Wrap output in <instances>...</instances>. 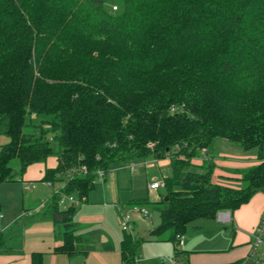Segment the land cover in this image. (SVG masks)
I'll use <instances>...</instances> for the list:
<instances>
[{"label":"trees","instance_id":"obj_1","mask_svg":"<svg viewBox=\"0 0 264 264\" xmlns=\"http://www.w3.org/2000/svg\"><path fill=\"white\" fill-rule=\"evenodd\" d=\"M0 135V186L55 156L44 180L66 177L63 192L80 198L98 170L169 158L151 236L176 243L264 192V0H0ZM216 139L257 149L240 190L213 182L211 160L194 164ZM59 200L48 209L57 250L73 255V210ZM141 244L124 232L123 264H137Z\"/></svg>","mask_w":264,"mask_h":264},{"label":"crops","instance_id":"obj_2","mask_svg":"<svg viewBox=\"0 0 264 264\" xmlns=\"http://www.w3.org/2000/svg\"><path fill=\"white\" fill-rule=\"evenodd\" d=\"M35 133L38 134V132ZM9 143V137L0 135V151ZM249 152L245 151L233 158V160L231 159V161H227L226 158H216L208 152L207 159L214 162L213 182L225 187H236V184H240V179L237 176H241V171L258 164L257 154L249 155ZM137 163H139L137 169L139 167H151L153 166L152 163L162 167L161 170L171 167L169 158L162 160L151 159ZM204 163L205 161L201 159V156L194 159V164L197 167L202 168L201 166ZM15 166L18 171L19 164ZM57 166V157L53 156L46 162L31 165L23 175H17L14 180L4 183H19L23 189L20 195L9 199L12 201V203H8L11 204V207L7 208L9 216L7 217L0 213V235L7 236V242L3 246L4 249L0 252V264H32V256L36 253L42 255L43 264H123L122 242L124 240V232L122 239L117 242L107 233H103L100 237L93 233L94 227L104 225L107 214L98 215L97 209L101 205L91 203L90 196L97 189L96 181L100 180L104 199L109 200L108 180L112 179L110 176L116 174L114 179H118V171L127 170L131 177L137 169L132 172L127 165L114 168L104 179L95 181V187L88 196L80 198L77 195H72L76 199H82L80 204L60 205L63 210L69 208L73 210L72 218L73 223H75L74 233L76 236L75 253L69 255L57 250L64 245V237L48 211L54 197L58 195L59 191L65 189L68 181L63 176L57 177L51 185L44 180L46 171L54 170ZM201 170L204 171L203 169ZM232 177L234 178L232 179ZM143 200L145 199L131 201L129 208L135 205L145 207L149 210L150 216V211L152 210L150 206L142 205L143 203L139 205ZM160 200L161 197L159 196L151 203H153L152 205L155 208H158L157 204ZM107 206H110V203L106 202L103 204L104 208ZM2 207L3 205L0 203V212H2ZM115 208L120 210L122 207L115 206ZM32 211L34 213L28 215ZM226 212L231 213L230 222H222L219 219L220 213ZM220 213L214 219L203 218L189 224L185 235L187 233L192 234H188L184 238V246L178 259L183 264H264V244L257 247L254 244L257 229L264 216V192L256 193L247 203L233 212L222 211ZM136 217L140 218L139 215H135ZM139 220L136 218L134 222L135 229L138 228L137 222ZM159 223L160 216L153 225L154 227L148 231L147 239L136 236L137 239L142 240L138 250L139 264H142V260L148 263L145 255L149 252L145 251L144 245L155 240L159 242L163 236H151V231ZM191 227L193 232H189ZM170 238L171 234L166 240L171 246L174 244L175 248V243ZM169 249L171 248L166 247V250H163L169 254ZM158 264H163L162 259H159Z\"/></svg>","mask_w":264,"mask_h":264},{"label":"rangeland","instance_id":"obj_3","mask_svg":"<svg viewBox=\"0 0 264 264\" xmlns=\"http://www.w3.org/2000/svg\"><path fill=\"white\" fill-rule=\"evenodd\" d=\"M177 40L178 38L176 37H168L166 38V41H164L163 43L165 47L171 46L173 48L174 46H176ZM39 122L40 120L37 121V123ZM206 149L214 157L219 158V159L226 158L227 161H231V159L233 160V158L245 152L243 149H241L237 145L230 143L224 139L214 140L212 145ZM248 154L256 155L257 149L251 150ZM17 162L18 161H14L12 165L15 166ZM152 165L153 166L151 167H139L137 171L134 174H132L131 177L129 176V172L127 170L118 171V179H114L116 174L110 176L112 177V179L110 178L108 180L109 181L108 183L109 184V195H110L109 200L104 199L102 189H101L102 182L100 180L96 181L97 189L91 194L90 202L101 205V207L97 209L98 215L99 214H102V215L107 214V215H106V222L104 223V225H98L93 228V233L95 235L100 237L103 233H107L112 237V239L115 242L120 241L123 236V229L121 225L122 215H121L120 210L116 209L115 206H118L119 208L122 207L121 209L124 208V210H130L131 208H129V204L133 200L148 199L150 202H153L157 197L160 196L162 198V196L166 194L165 187L157 191H150L149 186L156 180L164 181L165 179L170 178L172 175L171 167L166 168L165 170H161L162 167H159L158 165H156V163H152ZM112 170L113 169H111L110 171ZM110 171L107 174H110ZM242 172L243 171H241V176L239 177L237 176V178L240 179V184H236L235 185L236 187H232L233 189L240 190L241 188L245 186L243 185L241 181L244 176ZM233 178L234 177H232V179ZM22 189L23 187L19 183H12V184L3 183L0 186V203L3 205L2 212L0 213L6 215L7 217L9 216V211L7 208L11 207V204H8V203L10 202L12 203V201H10L9 199L17 195H20L22 193ZM106 202L110 203V206H107L106 208H104L103 204ZM150 208L152 210L150 211L151 213L149 217H143V216H140V218L136 217L137 219H140L139 222L136 221L138 228L135 229L134 235L137 237H144L145 239H147L148 231L154 227L153 225L155 224L157 218H159L158 209L155 208L154 205H152V207ZM195 224H198V223H195ZM189 232H193L192 227L189 228ZM170 234L171 232H167L165 235H163L160 238L159 242L155 240L153 242H147L144 245L145 251L149 252L145 255V257L148 260V263H145L142 260V264L144 263L145 264H156V263L158 264L159 259H163V258L168 259L170 261L174 259V255H175L174 244L172 245L173 246L172 247L171 244L168 243V241L166 240ZM188 234H192V233H187L186 235L188 236ZM186 235L184 236V238H186ZM183 246L184 245H182V247ZM166 247L171 248L169 249V254H167V252L165 251ZM162 248L165 250H163ZM152 249L153 251H151Z\"/></svg>","mask_w":264,"mask_h":264},{"label":"built area","instance_id":"obj_4","mask_svg":"<svg viewBox=\"0 0 264 264\" xmlns=\"http://www.w3.org/2000/svg\"><path fill=\"white\" fill-rule=\"evenodd\" d=\"M176 111V108H172V112ZM149 147H153L152 144L149 145ZM208 158V150L206 148L201 150V159L202 160H206ZM147 164V163H146ZM139 163L134 162V163H130L127 167L133 172L137 169ZM81 174H87V168L86 167H82L80 169ZM99 179H104L105 177V172L102 170H98L97 172ZM72 178V177H71ZM49 185H51V182H48ZM165 187V180L164 181H155L153 182L150 186L149 189L150 191H157L161 188ZM58 196H60V200H59V204L62 206H67L68 204L70 205H74V204H80V202L82 201V199H76L74 198V196L72 195H67L63 192V190L58 192ZM37 212V210H35ZM121 211V215H122V229L123 232L130 234L132 236H135V227H134V216L135 215H139V216H144L147 217L149 216V210L145 207H141V206H132L130 210H124V209H120ZM34 212H29L28 215H32ZM219 219L222 222H230L231 220V213L230 212H226V213H220L219 215ZM183 239H184V235L178 236L177 237V242L175 243V248H176V252L179 253L181 252L182 249V245H183ZM254 244L255 246H259L261 244H264V216L260 222V225L257 229L255 238H254ZM136 263L139 264L140 263V258L137 257L136 258ZM162 263L163 264H178L176 259L174 258L172 261L163 258L162 259ZM263 264V263H262Z\"/></svg>","mask_w":264,"mask_h":264},{"label":"water","instance_id":"obj_5","mask_svg":"<svg viewBox=\"0 0 264 264\" xmlns=\"http://www.w3.org/2000/svg\"><path fill=\"white\" fill-rule=\"evenodd\" d=\"M168 198H166V200H167Z\"/></svg>","mask_w":264,"mask_h":264}]
</instances>
